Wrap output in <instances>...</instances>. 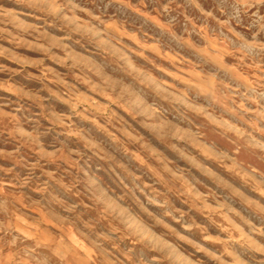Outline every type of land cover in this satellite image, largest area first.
<instances>
[{"label": "clouds", "instance_id": "clouds-1", "mask_svg": "<svg viewBox=\"0 0 264 264\" xmlns=\"http://www.w3.org/2000/svg\"><path fill=\"white\" fill-rule=\"evenodd\" d=\"M0 264H264V0H0Z\"/></svg>", "mask_w": 264, "mask_h": 264}]
</instances>
